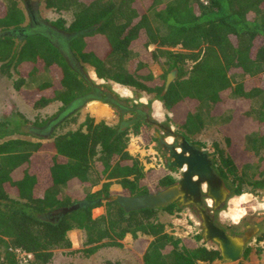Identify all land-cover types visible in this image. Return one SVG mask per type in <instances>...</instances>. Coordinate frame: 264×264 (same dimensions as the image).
Here are the masks:
<instances>
[{"label":"trees","instance_id":"1","mask_svg":"<svg viewBox=\"0 0 264 264\" xmlns=\"http://www.w3.org/2000/svg\"><path fill=\"white\" fill-rule=\"evenodd\" d=\"M43 2L59 15L50 23L75 35L68 50L82 69L89 67L100 80L153 95L176 120L179 135L205 129L202 110L210 121L223 120L219 132L226 152L215 144L220 177L230 181L236 196L264 189V0ZM25 21L17 0H0V74L11 78L16 72L14 89L35 110L55 102L62 109L70 104L82 108L86 103L80 100L95 84L44 37L22 41L9 34ZM162 60L167 70L154 77L150 67ZM173 69L177 77L166 90V75ZM116 100L109 92L105 103L115 106ZM49 120L0 121V264H17L10 251L17 248L32 254L33 264H51L56 251L72 248L68 234L73 230L85 232L86 256L102 246L121 248L130 235L137 250L152 239L146 243L143 264L222 259L219 249L190 248L192 243L169 235L165 224L156 221L159 211L179 212L176 204L126 212L113 200V184L122 187L123 196L137 197L177 182L170 168L146 171L128 151L130 133L140 135L145 120L122 130L88 117L77 130L55 134L67 119L41 132ZM18 133L40 142L6 139ZM101 182V189L92 192ZM76 205L80 208L61 213ZM103 206L105 213L94 218L92 211ZM202 239L196 236V242Z\"/></svg>","mask_w":264,"mask_h":264},{"label":"rangeland","instance_id":"2","mask_svg":"<svg viewBox=\"0 0 264 264\" xmlns=\"http://www.w3.org/2000/svg\"><path fill=\"white\" fill-rule=\"evenodd\" d=\"M19 6L23 9L25 16L26 11L23 4V0H17ZM38 7L40 17L48 22L55 21L59 18V15L46 8L43 0H31ZM69 18V17H67ZM26 22V21H25ZM24 22V23H25ZM191 64L186 65V70H189ZM167 67L164 66V60L153 63L150 67L154 77H161L165 74ZM172 71V70H171ZM170 71V72H171ZM84 73L87 78L96 86L107 90L112 93L115 98L123 104L126 109H132L137 106L143 110L144 113L148 115L147 119L149 122H153L150 125H143L140 135H133L130 133V142L128 145V151L137 157L147 170H162L168 168L170 163V158L168 154L165 153L164 149L161 147V142L164 141L171 142L174 140L173 137L167 135L161 126L168 127L172 133H179V128L176 126V120L171 114L164 111L162 103L160 100L156 99L153 95H147L145 93H138L132 88L124 87L119 84H114L111 82L99 80L93 70L89 67L84 69ZM169 73V72H168ZM167 73V74H168ZM12 77H6L0 74V121H11L13 123L22 122V118L27 119L30 122H41L48 119H52L56 116L57 110L61 107V104L55 102L48 105L44 109L35 110L22 95L17 93L14 89V82L18 79L16 72L12 73ZM176 79V78H175ZM167 80V75H166ZM157 101L160 103L157 105ZM143 106V107H142ZM160 111V112H159ZM202 119L204 121L205 129L196 135H191L194 139L199 142H203V147L210 151L211 155L218 160L219 154L215 147V144L222 146L226 152V145L221 132H219L220 126L223 120L218 119L215 121H210L207 117V112L205 110L201 111ZM22 118H21V117ZM91 117L96 122H105L108 125L114 126L116 128H123L125 123L132 120L133 116L129 112H125L124 115H120L117 111L113 110L107 105H102L99 102H89L85 104L80 111L73 115L70 120L74 119V122L65 124L63 127L55 128V134H61L69 130H77L80 125H82L86 118ZM174 119V120H173ZM22 131V128L20 129ZM146 135L155 138V141L148 143L146 140ZM159 135V137H158ZM37 136V135H36ZM23 139L32 142H40L37 138L28 134H15L12 137L6 139ZM159 138V139H157ZM161 140V141H160ZM221 148V147H220ZM171 174L175 176L176 179L179 178L180 171L176 169H171ZM219 173V172H218ZM224 184L227 190H229V181L224 180ZM103 182L98 186L92 188V192H96L101 189ZM232 188V187H231ZM114 197L119 195L123 196V189L118 184H113L110 188ZM204 190H207L206 186ZM227 200L222 204L219 210H217L212 217L216 225L222 227L226 231L235 234L244 239L245 251H248L247 256L243 255L241 258L242 264H264V209H257L255 212L252 208L255 207L257 203H264V192L257 193L255 191H248L251 193L255 199L250 201L246 207L248 209V214L239 222V224H234L230 219H224L221 217L220 213L226 211L229 207V201L233 197H238L231 194ZM208 204L213 206L212 199H208ZM212 210L211 208H209ZM105 213V207L96 208L92 211L94 218H99ZM208 214L210 212H207ZM156 221L164 223L166 226V232L169 235L186 240L190 244V248L193 246H206L210 249H218L214 241H209L204 238V229L201 221L200 214L191 208H183L179 212H174L169 214L165 211H159L157 214ZM247 224H255L259 229V232L254 237L244 238L246 233ZM202 236L203 239L196 242V236ZM247 235V234H246ZM72 241V248L65 250H58L55 252V258L51 264H106L107 262H114L117 264H142V258L147 247L146 243L152 241L151 238L148 241L143 242V248L137 250L135 247V242L132 236L128 235L124 241H122L123 247L113 248L102 246L94 254L86 256L84 253V242H85V232L83 230H73L68 234ZM263 238L262 240H260ZM188 245V244H187ZM244 251V253H245ZM198 264H230L226 261L217 260L213 263H198Z\"/></svg>","mask_w":264,"mask_h":264},{"label":"flooded vegetation","instance_id":"3","mask_svg":"<svg viewBox=\"0 0 264 264\" xmlns=\"http://www.w3.org/2000/svg\"><path fill=\"white\" fill-rule=\"evenodd\" d=\"M23 4L25 7V11H26V22L17 30H22L21 33L20 32H16L14 33V35L16 37H18L19 39H21L22 41L26 40L27 38H29L30 36H41L44 37L45 39H47L54 47H59L61 50H63V54H65V57L67 59V61L74 67H76L83 76H85L87 78V75L84 73V69H82L78 63V61L76 60V58L74 57V55L72 54L71 51H69L68 49H70V41L75 37V35L72 34H68L64 31H62L61 29L53 26L50 22L42 19L40 17L39 11H38V7L36 6V4L34 2H32L31 0H23ZM93 73H95L93 71ZM170 74H174L173 77V81L175 80V78L177 77V71L176 69H173L171 72H169L167 74V79L168 76ZM96 75V73H95ZM97 77V76H96ZM98 78V77H97ZM100 80V79H99ZM104 81V80H101ZM167 81V80H166ZM108 91L101 88L99 85H92V91L91 93H89L88 95L84 96L81 100V102L84 103H89V102H99L102 105H107L109 107H111L113 110H115V112L117 111L120 115H124L125 112H129L131 113L133 116V119L126 122L127 126L123 127L122 130H126L129 127L134 125V122L137 120H145V122L147 123V125H150L153 122H149V120L147 119L148 115L146 113L143 112V110L137 106L133 107L132 109H125V107L116 100L115 102V106H112L109 103H105V99L106 97H108ZM96 98L95 100H92ZM61 104V103H60ZM73 104H70L68 106H65L64 109L63 108V104H61V107L57 110L56 116L52 119H50L48 121V123L43 126V128H39V130L41 132H47L50 130H53V128L57 125L62 123L63 121L70 119L73 117V115L77 114L80 109L77 108H72ZM79 107V106H78ZM144 115V117H143ZM145 125V124H144ZM145 125V126H147ZM163 131L169 135L170 137H173L174 140L171 142L168 141H164L161 142V147L164 149L165 153L168 154V157L170 158V163L172 162V159L170 157V152L173 148L179 150L180 152H182V149H184V144L187 147V152L185 153V156H191L190 155V151H193L196 154H201V155H206L208 160L211 163V169L214 173V175L217 178H220L224 184V179H222L216 169V161L215 158L211 155L210 151L206 150L202 145L203 142H199L197 139H194L193 137H191L190 135H186L181 136L177 133H172V131L170 130V128L168 127H164L161 126ZM159 137V135H158ZM159 139V138H157ZM161 141V140H160ZM169 163V164H170ZM169 164L167 165L168 168L170 169H176L174 167H170ZM179 170V169H176ZM180 171V176L177 179V182L175 185H179L181 183L182 180H184V172L186 170H179ZM204 180L207 182V178L204 177ZM193 181H197V178H194ZM205 185H200V188H198V197L196 198L195 196H193L191 193H189L186 202H181L178 201L175 204L180 208H191L194 211H196L197 213L200 214L201 217V221L203 224V229H204V238L206 239V229H205V218L207 219V221L212 225H214V227L220 228L222 229L224 232H226L228 235L233 236V237H239L236 236L233 233H230L229 231H226L225 229H223L222 227L216 225L212 214H214L217 210L220 209V207L222 206V204L227 200H224V202L217 204L215 200L212 199L213 201V206L208 204V199H211L210 197H208L207 190H204ZM225 187V184H224ZM229 192L231 194H233V190L231 189L232 184L229 181ZM226 189V187H225ZM257 193H263L264 189H257L256 190ZM229 195V194H228ZM209 208H211L212 210H210ZM207 212H210L209 214ZM239 224V223H238ZM246 226V233L244 235V238L247 239L248 237H254L258 234L259 229L257 228V226L255 224H247ZM247 234V235H246ZM241 238V237H240ZM207 240V239H206ZM216 246L219 249V245L217 243H215ZM245 251V250H244ZM244 255V252L242 254V257ZM223 260V259H222ZM224 261V260H223Z\"/></svg>","mask_w":264,"mask_h":264},{"label":"water","instance_id":"4","mask_svg":"<svg viewBox=\"0 0 264 264\" xmlns=\"http://www.w3.org/2000/svg\"><path fill=\"white\" fill-rule=\"evenodd\" d=\"M22 30H15L9 32L14 34L16 32L21 33ZM174 74H170L166 81V90L173 82ZM182 152L173 148L170 152L172 162L170 167H174L179 170H186L184 172V180L179 185L168 187L159 193L150 195H141L137 197H126L119 195L114 197L113 200L118 202L126 212H133L142 209H163L167 208L178 201L186 202L189 193L196 198L198 197V188L200 185H205L207 188V195L211 199L215 200L217 204L224 202L228 197V190L225 189L224 184L220 178H217L212 169L211 163L206 155L196 154L190 151L191 156H185L187 147L184 144ZM207 178V182L204 180ZM197 178V181H193ZM80 208V205L73 206L69 209L63 210L62 214H67ZM206 239L214 241L219 245L222 259L230 264H242L241 258L245 250V242L243 238L233 237L228 235L222 229L211 226V224L205 218Z\"/></svg>","mask_w":264,"mask_h":264},{"label":"clouds","instance_id":"5","mask_svg":"<svg viewBox=\"0 0 264 264\" xmlns=\"http://www.w3.org/2000/svg\"><path fill=\"white\" fill-rule=\"evenodd\" d=\"M159 103L160 102L157 101V104ZM254 199L255 197L248 192H244L238 197H233L228 202L229 207L227 210L220 213L221 217L230 219L234 224H238L248 214V209L244 206ZM257 209H264V203H257L255 207L252 208V211L255 212Z\"/></svg>","mask_w":264,"mask_h":264},{"label":"built area","instance_id":"6","mask_svg":"<svg viewBox=\"0 0 264 264\" xmlns=\"http://www.w3.org/2000/svg\"><path fill=\"white\" fill-rule=\"evenodd\" d=\"M10 251L15 255L17 264H33L34 256L22 249H10Z\"/></svg>","mask_w":264,"mask_h":264},{"label":"crops","instance_id":"7","mask_svg":"<svg viewBox=\"0 0 264 264\" xmlns=\"http://www.w3.org/2000/svg\"><path fill=\"white\" fill-rule=\"evenodd\" d=\"M16 91V90H15ZM17 92V91H16ZM18 93V92H17ZM59 103V102H58ZM163 107V106H162ZM39 111V110H38ZM220 147H222V146H220ZM54 258H55V256H54ZM142 261V260H141ZM142 264H143V262H142Z\"/></svg>","mask_w":264,"mask_h":264},{"label":"bare ground","instance_id":"8","mask_svg":"<svg viewBox=\"0 0 264 264\" xmlns=\"http://www.w3.org/2000/svg\"><path fill=\"white\" fill-rule=\"evenodd\" d=\"M158 105V104H157ZM160 112V111H159Z\"/></svg>","mask_w":264,"mask_h":264}]
</instances>
